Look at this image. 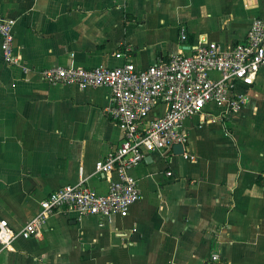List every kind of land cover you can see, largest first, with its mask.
Returning <instances> with one entry per match:
<instances>
[{
	"label": "crops",
	"instance_id": "obj_1",
	"mask_svg": "<svg viewBox=\"0 0 264 264\" xmlns=\"http://www.w3.org/2000/svg\"><path fill=\"white\" fill-rule=\"evenodd\" d=\"M0 13L15 19L22 62L0 50V218L20 227L65 184L105 194L111 174L94 163L123 137L105 87L49 83L40 69L144 68L201 38L228 48L264 0H0ZM243 90L238 112L208 105L184 122L188 156L145 155L132 170L141 197L125 214L56 209L38 236L0 244V264H264V71Z\"/></svg>",
	"mask_w": 264,
	"mask_h": 264
},
{
	"label": "built area",
	"instance_id": "obj_2",
	"mask_svg": "<svg viewBox=\"0 0 264 264\" xmlns=\"http://www.w3.org/2000/svg\"><path fill=\"white\" fill-rule=\"evenodd\" d=\"M14 23V18L0 13V50L5 62L20 64L13 48ZM185 37L182 28L180 40ZM261 71L264 16L254 18L239 44L224 48L201 38L189 52L179 49L144 68L126 62L112 67L100 64L40 69L39 78L49 83L72 84L80 89L105 87L110 97L106 112L122 129L123 137L118 146L94 163L96 174H111L105 194L96 192L84 179L65 184L40 200L38 212L22 226L12 227L0 218V244L7 247L16 238L38 236L47 216L59 208L81 216L96 215L103 221L125 214L141 197L132 170L145 155L171 154L172 146L180 143L182 154L188 156L184 122L208 105L220 107L225 113L238 112L249 99L243 88L250 87ZM158 105L162 109L153 112Z\"/></svg>",
	"mask_w": 264,
	"mask_h": 264
},
{
	"label": "water",
	"instance_id": "obj_3",
	"mask_svg": "<svg viewBox=\"0 0 264 264\" xmlns=\"http://www.w3.org/2000/svg\"><path fill=\"white\" fill-rule=\"evenodd\" d=\"M172 153L173 154H182L183 153V147L182 144L176 143L172 146Z\"/></svg>",
	"mask_w": 264,
	"mask_h": 264
}]
</instances>
